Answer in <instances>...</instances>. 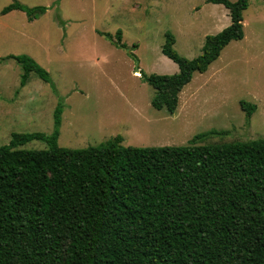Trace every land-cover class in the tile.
<instances>
[{"label":"trees","instance_id":"1","mask_svg":"<svg viewBox=\"0 0 264 264\" xmlns=\"http://www.w3.org/2000/svg\"><path fill=\"white\" fill-rule=\"evenodd\" d=\"M228 10L230 24L204 39L189 60L165 34L161 53L178 67L173 75L141 73L154 89L151 106L174 113L194 73L203 74L232 41L243 39L249 0H207ZM47 8L18 2L4 7L31 23ZM117 47L121 32L115 33ZM116 44V43H115ZM23 69L49 82L27 56ZM249 120L254 104L240 102ZM60 108L51 135L14 133L0 147V264H264V140L187 146H123L116 136L84 149L57 143ZM38 140L46 149L22 150Z\"/></svg>","mask_w":264,"mask_h":264},{"label":"rangeland","instance_id":"2","mask_svg":"<svg viewBox=\"0 0 264 264\" xmlns=\"http://www.w3.org/2000/svg\"><path fill=\"white\" fill-rule=\"evenodd\" d=\"M15 1L47 10L31 23L19 11L0 14V147L14 133L51 135L58 108L57 143L69 149L116 136L125 147H180L209 131L224 134L203 144L264 140V0H249L243 39L230 42L205 73L193 74L172 114L151 106L155 91L140 75L178 72L161 53L166 33L180 56L200 55L205 37L230 24L224 6L207 0H0V12ZM117 31L123 47H117ZM9 55L34 60L49 82L30 73L22 84L23 69ZM241 101L256 106L249 120ZM46 148L32 140L19 149Z\"/></svg>","mask_w":264,"mask_h":264},{"label":"water","instance_id":"3","mask_svg":"<svg viewBox=\"0 0 264 264\" xmlns=\"http://www.w3.org/2000/svg\"><path fill=\"white\" fill-rule=\"evenodd\" d=\"M135 73H138V74H139V70H138V68H136Z\"/></svg>","mask_w":264,"mask_h":264},{"label":"crops","instance_id":"4","mask_svg":"<svg viewBox=\"0 0 264 264\" xmlns=\"http://www.w3.org/2000/svg\"><path fill=\"white\" fill-rule=\"evenodd\" d=\"M13 12V11H12ZM11 13V12H10ZM9 14V13H8ZM7 15V14H6ZM3 16H5V15H3Z\"/></svg>","mask_w":264,"mask_h":264}]
</instances>
